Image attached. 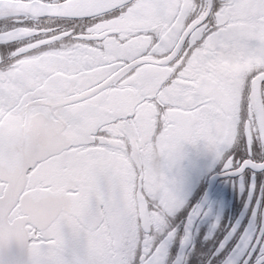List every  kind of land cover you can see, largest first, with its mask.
I'll use <instances>...</instances> for the list:
<instances>
[{"label":"snow or ice","instance_id":"1","mask_svg":"<svg viewBox=\"0 0 264 264\" xmlns=\"http://www.w3.org/2000/svg\"><path fill=\"white\" fill-rule=\"evenodd\" d=\"M4 18L31 25L0 33L22 42L0 55V264H33L29 244L54 238L42 214L86 201L83 220L104 225L124 160L144 233L182 204L173 167L186 146L203 145L226 175L264 171L229 155L241 136L249 154L264 149V0H0ZM64 236V264H97ZM135 248L105 264H136Z\"/></svg>","mask_w":264,"mask_h":264},{"label":"flooded vegetation","instance_id":"2","mask_svg":"<svg viewBox=\"0 0 264 264\" xmlns=\"http://www.w3.org/2000/svg\"><path fill=\"white\" fill-rule=\"evenodd\" d=\"M30 25V21L16 24L10 18L0 19V33ZM19 43L22 42L0 44V55L18 47ZM229 155L237 163H264V149L253 144L249 154L242 136ZM151 162L159 168L163 156L156 153ZM240 168L244 165L240 164ZM114 175L119 179L111 193L119 194L120 209L99 229L93 230L98 221L88 223L83 220L86 201L76 206L78 210L70 206L68 212L58 217L39 216L41 227L48 226L44 234L54 238L29 244L33 264H64L65 232L82 241L83 253L88 260L105 264L125 242L135 248L138 231L139 247L134 249L136 264L147 263L143 260L148 255L144 252L145 235L147 247L153 250L148 259L155 257V261L161 260L162 264H172L184 237L185 222L196 211L203 196H206L205 204L193 224L181 264H264V171L249 166L239 174L226 175L220 162L203 145L186 146L173 167L175 187L182 204L173 215L165 217V225L160 231L151 229L148 233L137 226L139 192L133 195L134 173L127 160L117 164ZM58 194H63V190ZM67 198L77 199L71 194H67ZM152 210L150 206L149 211ZM114 235L119 237L118 246L114 245ZM161 246L157 255L154 249Z\"/></svg>","mask_w":264,"mask_h":264},{"label":"water","instance_id":"3","mask_svg":"<svg viewBox=\"0 0 264 264\" xmlns=\"http://www.w3.org/2000/svg\"><path fill=\"white\" fill-rule=\"evenodd\" d=\"M212 179L210 180V182L212 181ZM206 191H208V189ZM205 197L206 196H203L202 201L199 203V206L197 207L196 211L193 214H191L187 218V220L185 222L184 237H183V239L181 241L177 256L174 259V261L172 262V264H181L182 263L185 249H186V247L188 246V244L190 242V237H191V231H192L193 224H194L196 218L198 217L201 209L203 208V206L205 204V200H206ZM138 199H139L138 200V205H139V202L143 201V198L140 196L139 193H138ZM203 199H205V200H203ZM112 239H113L114 245L118 246L119 245V237L117 235L116 236L114 235L112 237ZM154 264H162V262H161V260H156L154 262Z\"/></svg>","mask_w":264,"mask_h":264}]
</instances>
